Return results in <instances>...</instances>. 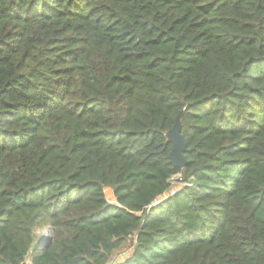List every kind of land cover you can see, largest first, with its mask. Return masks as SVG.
Masks as SVG:
<instances>
[{"label": "trees", "instance_id": "obj_1", "mask_svg": "<svg viewBox=\"0 0 264 264\" xmlns=\"http://www.w3.org/2000/svg\"><path fill=\"white\" fill-rule=\"evenodd\" d=\"M29 255L264 264V0H0V264Z\"/></svg>", "mask_w": 264, "mask_h": 264}, {"label": "water", "instance_id": "obj_2", "mask_svg": "<svg viewBox=\"0 0 264 264\" xmlns=\"http://www.w3.org/2000/svg\"><path fill=\"white\" fill-rule=\"evenodd\" d=\"M184 115V109L181 110L175 117L174 124L166 135L169 141L172 143L171 149V161L177 166L183 168L186 164L185 151L187 143L184 134L182 133V119Z\"/></svg>", "mask_w": 264, "mask_h": 264}, {"label": "rangeland", "instance_id": "obj_3", "mask_svg": "<svg viewBox=\"0 0 264 264\" xmlns=\"http://www.w3.org/2000/svg\"><path fill=\"white\" fill-rule=\"evenodd\" d=\"M177 183V182H176ZM110 187H106L105 191L107 190V198L110 202H116V197L114 192L112 193ZM113 190V189H112ZM51 226H46L44 228H39L36 231V240L39 242L40 247H47L49 246L52 241L54 240V230L50 228ZM133 240H128L120 249L116 250L111 258L112 262L118 261L123 259L125 256L130 254L132 247H133ZM27 264H32L31 256L29 255L26 259Z\"/></svg>", "mask_w": 264, "mask_h": 264}, {"label": "built area", "instance_id": "obj_4", "mask_svg": "<svg viewBox=\"0 0 264 264\" xmlns=\"http://www.w3.org/2000/svg\"><path fill=\"white\" fill-rule=\"evenodd\" d=\"M50 228H52V227H50ZM53 229V228H52Z\"/></svg>", "mask_w": 264, "mask_h": 264}]
</instances>
